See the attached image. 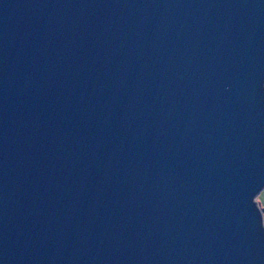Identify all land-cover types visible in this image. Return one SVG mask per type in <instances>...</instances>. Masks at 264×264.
Segmentation results:
<instances>
[{
  "label": "water",
  "instance_id": "1",
  "mask_svg": "<svg viewBox=\"0 0 264 264\" xmlns=\"http://www.w3.org/2000/svg\"><path fill=\"white\" fill-rule=\"evenodd\" d=\"M264 0H0V264H264Z\"/></svg>",
  "mask_w": 264,
  "mask_h": 264
},
{
  "label": "rangeland",
  "instance_id": "2",
  "mask_svg": "<svg viewBox=\"0 0 264 264\" xmlns=\"http://www.w3.org/2000/svg\"><path fill=\"white\" fill-rule=\"evenodd\" d=\"M256 199L259 201L260 204L264 205V185L257 192Z\"/></svg>",
  "mask_w": 264,
  "mask_h": 264
}]
</instances>
